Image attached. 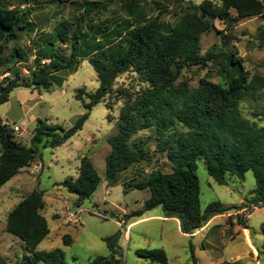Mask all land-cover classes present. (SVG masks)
I'll use <instances>...</instances> for the list:
<instances>
[{
    "label": "trees",
    "instance_id": "16d2710c",
    "mask_svg": "<svg viewBox=\"0 0 264 264\" xmlns=\"http://www.w3.org/2000/svg\"><path fill=\"white\" fill-rule=\"evenodd\" d=\"M51 1L75 5L77 15L72 22L60 23L51 34L40 33L43 46L26 67L27 77L20 79L15 73L14 78L1 80L4 84L0 85V105L19 87L42 86L50 90L55 73L65 69L76 72L82 60H87L93 68L99 86L93 93L85 94L87 102L79 94L74 96L81 101L84 112L69 129L38 120L30 146L16 141L11 127L0 119V188L36 160L39 145L55 149L72 138L82 129L92 109L112 94L121 106L116 131L107 139L110 152L105 158L106 179L111 180L148 158L144 142L134 140L144 130L152 131L155 152L165 154L170 164L169 173L152 171L146 180L134 179L128 185L148 192L144 211L161 206L163 218L176 220L181 234L190 239L212 218L226 214L231 208L219 202L207 205L202 211L196 174L198 160L204 161L208 177L219 186H226L230 176L242 178L251 172L255 189L253 197L245 201L255 208L264 207V127L240 111L242 102L264 94V78L259 75L250 78L241 61L232 55L228 61L236 67V74L228 81L218 84L202 78L195 88L178 83L183 69L203 65L211 59L201 55L200 40L213 29L215 21L264 17V0H218L217 3L203 0L166 30L160 22V12L151 18L138 14L134 19L138 23L122 20L109 30L95 25L93 17L101 14L103 8L100 3ZM35 10L9 7L0 0V65L28 63L29 55L21 47H14L6 54L10 43H17L22 35L42 28V24L30 21ZM34 18L40 20L38 15ZM65 49L70 52L68 57L61 54ZM122 75L129 77L128 84L116 85ZM100 181L94 165L84 156L77 178H67L58 185L75 196V208L81 209ZM44 206L42 192L33 190L7 214L5 230L24 244L33 262L65 264L59 249L36 250L50 233L41 214ZM235 220L249 229L242 215H236ZM119 238L120 234L104 238L109 256L95 257L88 264H123L122 253L116 248ZM61 240L64 245L72 243L67 234ZM189 253L190 264H197L191 242ZM135 254L152 264H167L162 249L137 250ZM0 264L7 263L0 257Z\"/></svg>",
    "mask_w": 264,
    "mask_h": 264
},
{
    "label": "rangeland",
    "instance_id": "374dc122",
    "mask_svg": "<svg viewBox=\"0 0 264 264\" xmlns=\"http://www.w3.org/2000/svg\"><path fill=\"white\" fill-rule=\"evenodd\" d=\"M83 1L102 5L101 14L93 17L95 25L99 27L114 29L115 24L127 19L136 24L138 20L134 19L138 14L142 18H151L160 12V22L166 26V30L203 0H76L78 3ZM1 2L9 7L36 9L32 11L30 21L42 24L40 30L24 34L17 43L8 45L6 55L14 47H21L29 55L27 64L10 62L0 65V80L2 77L12 79L15 73L20 79H24L27 77L26 67L43 46L40 33L51 34L60 23L72 22L77 15L76 6L57 4L51 0ZM34 15H38L40 20H35ZM200 47L201 55H207L211 59L203 65L183 69L178 83L195 88L202 78L218 84L228 81L236 74V67L228 61L232 55L241 61L250 78L254 75L264 78V17L229 20L225 23L215 21L213 29L201 37ZM61 54L68 57L70 52L65 49ZM129 80L128 76L122 75L117 79L116 85H127ZM50 83L48 91L42 86L39 89L16 88L9 95L8 102L0 105V119L9 126L16 125L20 128L15 133V139L25 146H30L31 135L38 120L64 130L72 127L84 112L81 101L74 96L79 94L87 102L85 94L93 93L99 86L97 75L87 60L80 62L76 72L65 69L55 73ZM2 84L4 83L1 82L0 85ZM120 106L121 103L112 94L106 96L103 102L92 109L79 132L55 149L39 145L38 157L30 167L21 169L0 188V257L7 264H42L33 262L24 244L5 230L7 214L18 202L36 190L43 194L45 206L41 214L47 220L50 230L36 250L50 252L59 249L63 252L65 264H88L95 257L109 256L110 250L103 239L117 234H120V238L116 248L122 253L123 264H152L138 258L135 252L156 249L165 252L167 264H189V242L192 243L200 264L208 262L213 256H217L224 264H238L234 262L238 253L235 249L239 246L243 248L242 239L222 236L224 229L229 236L235 225H238L236 215L243 216L252 242L256 245L252 244L259 247H255L256 252H246L243 261L246 264H264V207L255 208L246 201L238 204L241 199L250 200L253 197L255 182L251 172H247L242 178L232 176L227 186H219L208 177L204 161H197L196 174L202 211L213 202L231 209L226 214L213 218L207 238L201 232L194 239L184 238L175 230V221H160L163 215L161 206L144 211L148 192L128 187L134 179L136 182L146 180L152 171L170 172L165 154L155 152L156 142L151 130L140 131L134 137L135 141L144 142L148 158L115 178L106 179L105 158L110 152L107 139L116 131ZM240 111L243 116L264 127V94L242 102ZM84 156L92 162L101 181L92 197L78 210L74 205L75 196L58 184L67 178H77L80 160ZM245 205L248 207H243ZM140 211L141 215H134ZM96 213L105 218L102 219ZM225 220L235 223L230 226ZM65 234L71 237V245L62 243L61 237ZM223 240H226L225 243Z\"/></svg>",
    "mask_w": 264,
    "mask_h": 264
},
{
    "label": "crops",
    "instance_id": "0c3cea01",
    "mask_svg": "<svg viewBox=\"0 0 264 264\" xmlns=\"http://www.w3.org/2000/svg\"><path fill=\"white\" fill-rule=\"evenodd\" d=\"M20 8H24V7H22V6H20ZM43 15L41 14V17H42ZM39 17V16H38ZM43 18H45L44 16H43ZM3 78V77H2ZM2 80V79H1ZM1 80H0V82H1ZM13 92V91H12ZM11 92V93H12ZM10 93V94H11ZM8 102V101H7ZM2 121V120H1ZM3 122V121H2ZM30 167V166H29ZM29 167H27V168H29ZM34 168H35V170H37V165H35L34 166ZM232 176H230V177H228V183H227V185L229 184V181H230V178H231ZM226 185V186H227ZM243 201H245V200H243V199H241L240 201H239V203L238 204H241ZM225 216V215H224ZM217 217V216H216ZM160 221H166V222H169V221H175V230H178L179 231V225H178V222L176 221V220H174V219H164L163 218V215H162V218L161 219H159ZM212 220H213V218L210 220V221H208L207 223H206V225H204L202 228H200L199 230H197L194 234H193V236H192V238L191 239H194V237L195 236H197L199 233H205L204 234V238H207V236H208V232H209V230H210V228H211V225H212ZM236 221V220H235ZM235 221H233V222H230V221H227V220H225V222H229V224H230V226H232V224H234L235 223ZM124 224V223H123ZM248 225V224H247ZM180 232V231H179ZM181 233V232H180ZM228 234V232L224 229V231H223V235L222 236H224L225 238H229V239H235V238H241L242 239V243H243V248L242 247H236V251L238 252H236L237 254H236V256H235V258H234V262H236V263H238V264H246L243 260H245L244 259V254L246 253V252H250V250L252 251V252H256V249H255V247L256 248H258L259 249V247L258 246H254L253 244H255L254 242H252V237H251V235H250V230L249 229H244L243 227H241V226H238V225H235V229L230 233V235L228 236L227 235ZM184 238H188L187 236H185V235H183V234H181ZM47 238V237H46ZM224 242L223 243H225V241L226 240H223ZM253 243V244H252ZM256 245V244H255ZM201 246H202V244H201ZM201 249H203L202 247H201ZM196 251H195V249H194V256H195V259H196V262H197V264H200L198 261H197V256H196V253H195ZM238 254H240V255H238ZM221 263H224V262H222V261H219V259H218V257L217 256H213V257H211L210 258V260L208 261V262H206V263H204V264H221ZM190 264V263H189Z\"/></svg>",
    "mask_w": 264,
    "mask_h": 264
},
{
    "label": "built area",
    "instance_id": "2783aa9c",
    "mask_svg": "<svg viewBox=\"0 0 264 264\" xmlns=\"http://www.w3.org/2000/svg\"><path fill=\"white\" fill-rule=\"evenodd\" d=\"M10 127H11V129L13 130L14 133H17L20 130V128L18 126H16V125H13V126H10ZM78 210H80V209H78ZM96 215H98L102 219L105 218V216L102 215V214L96 213ZM118 225H120V224H118Z\"/></svg>",
    "mask_w": 264,
    "mask_h": 264
}]
</instances>
